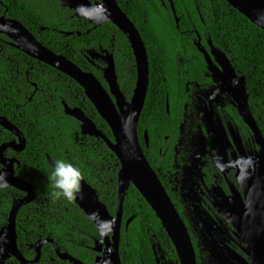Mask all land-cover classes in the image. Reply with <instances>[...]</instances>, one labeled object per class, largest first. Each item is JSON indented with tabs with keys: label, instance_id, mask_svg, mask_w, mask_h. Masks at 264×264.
Masks as SVG:
<instances>
[{
	"label": "flooded vegetation",
	"instance_id": "flooded-vegetation-1",
	"mask_svg": "<svg viewBox=\"0 0 264 264\" xmlns=\"http://www.w3.org/2000/svg\"><path fill=\"white\" fill-rule=\"evenodd\" d=\"M194 34L189 47L181 43L174 48L167 65L159 62V121L148 123L150 134L143 128L140 145L187 231L196 264H264V91L249 92L245 76L235 71L245 79L257 136L240 116L234 82L225 75L221 59L212 54V49L222 50L209 38ZM97 62L101 61L90 63ZM143 122L147 124V118ZM6 151L7 158L17 159ZM7 189L0 188V232L13 201L25 195L10 199ZM35 202L46 200L34 199L18 212L24 207L36 212L31 205ZM42 210L43 225L36 229L38 217L18 218L17 213V251L12 253L0 238V264H95L112 248L113 233L104 238L84 213L82 217L65 207H57L63 214L56 242L48 231V207ZM115 212L116 208L113 214L108 211L113 217ZM129 218L122 213L121 264H181L160 221L159 231L147 228L140 242H125L122 236L131 224L126 225ZM140 235L136 232L132 238L138 240Z\"/></svg>",
	"mask_w": 264,
	"mask_h": 264
},
{
	"label": "trees",
	"instance_id": "trees-1",
	"mask_svg": "<svg viewBox=\"0 0 264 264\" xmlns=\"http://www.w3.org/2000/svg\"><path fill=\"white\" fill-rule=\"evenodd\" d=\"M91 3L100 0H89ZM122 12L139 31L149 63V87L144 108L137 125L139 141L143 128L151 121H159V62L166 64L174 48L183 43L189 47L196 38H209L230 60L235 71L245 76L248 91H264V32L223 0H172L178 26L166 0H116ZM19 21L40 43L57 55L64 56L85 72L92 73L107 88L102 78V62L91 65L87 51L106 50L113 55L117 81L126 99L132 96L135 81V61L125 36L111 23L93 29L87 20H80L73 11L60 8L57 0H0V17ZM72 33V35H66ZM80 33V35H77ZM62 102L81 108L110 141V128L99 117L84 91L73 80L57 70L36 61L13 48L9 39L0 35V116L11 122L24 136L26 148L16 157L19 166L15 175L25 179L35 190L31 204L37 211L18 212L39 218L43 225L44 206L48 207V231L58 242L61 218L57 207L74 208V200L53 199L55 190L50 181L58 160L71 162L81 172V178L97 193L99 200L113 214L117 202L119 162L102 139L80 135L79 123L65 115ZM147 118V124L143 120ZM152 128H155L152 126ZM150 134V129L147 128ZM11 133L0 127V144L12 140ZM143 146V144H142ZM145 150V149H144ZM146 154L147 152L144 151ZM149 164V157L145 155ZM153 168V167H152ZM8 197L19 198L21 192L8 188ZM9 208V205L7 206ZM7 208L4 217L7 215ZM63 214V213H62ZM124 218L134 217L122 236L127 243L140 242L147 228L159 231V221L137 190L130 186L123 202ZM33 222H36L34 219ZM42 229V227H41ZM140 232L136 240L132 235ZM134 245V244H133ZM136 246V245H134Z\"/></svg>",
	"mask_w": 264,
	"mask_h": 264
},
{
	"label": "water",
	"instance_id": "water-1",
	"mask_svg": "<svg viewBox=\"0 0 264 264\" xmlns=\"http://www.w3.org/2000/svg\"><path fill=\"white\" fill-rule=\"evenodd\" d=\"M57 1L61 9L67 8L73 11L77 19L87 20L93 29L106 22L113 24L127 39L135 61V87L132 96L127 100L117 81L113 55L108 51L93 49L87 51L91 63L100 60L104 64L102 78L107 86L105 88L92 73L83 71L64 56L57 55L45 47L19 21L5 16L0 17V35L6 36L13 48L73 80L82 88L99 117L110 128L112 141L97 129L93 121L86 116L81 108H71L65 102H62L65 115L72 117L79 123L80 135L102 139L120 165L117 178L115 217L108 213L105 205L99 200L96 191L82 178L80 181V195L74 199L75 204L96 226L104 238L108 233H113L112 248L104 254V258L97 260L95 264H102L103 261H110V264H121L118 255L119 231L122 222L123 202L130 186L137 190L153 211L156 219L160 221L163 229L168 233L181 264H196L187 231L162 187L157 174L150 166L137 134V125L149 87L147 51L139 31L122 12L116 0H100L95 3H91L89 0ZM166 1L177 27L179 20L176 17L172 0ZM223 1L245 17L252 25L264 32V0ZM66 35H72V33ZM77 35H80V33H77ZM212 54L221 59L225 75L235 84L241 118L253 133L259 136L257 126L249 111L244 77L236 75L232 64L222 51L212 49ZM0 127L14 136L13 140L0 144V188H14L25 194L23 198L13 201L7 225L0 232V238L4 240V244L8 249H11L12 253H15L17 251L15 219L18 210L35 199V190L25 179L15 176L14 168L18 160L5 156V151L8 149L17 154L25 150L26 140L23 134L2 116H0ZM144 139L147 143L146 133ZM47 160L50 166L53 167L52 160L49 157H47ZM260 198L262 199V195ZM133 218H129L126 225ZM40 245L38 244L37 247H40Z\"/></svg>",
	"mask_w": 264,
	"mask_h": 264
},
{
	"label": "clouds",
	"instance_id": "clouds-1",
	"mask_svg": "<svg viewBox=\"0 0 264 264\" xmlns=\"http://www.w3.org/2000/svg\"><path fill=\"white\" fill-rule=\"evenodd\" d=\"M50 181L55 189L51 193L53 199H64L71 202L80 195L81 172L71 162L56 161L50 175Z\"/></svg>",
	"mask_w": 264,
	"mask_h": 264
}]
</instances>
